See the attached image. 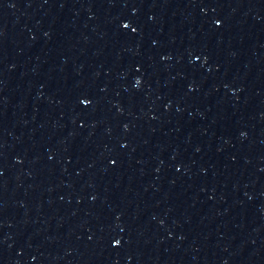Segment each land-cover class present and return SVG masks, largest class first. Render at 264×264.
<instances>
[{
	"label": "water",
	"instance_id": "obj_1",
	"mask_svg": "<svg viewBox=\"0 0 264 264\" xmlns=\"http://www.w3.org/2000/svg\"><path fill=\"white\" fill-rule=\"evenodd\" d=\"M0 264H264V0H0Z\"/></svg>",
	"mask_w": 264,
	"mask_h": 264
}]
</instances>
